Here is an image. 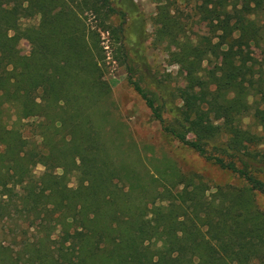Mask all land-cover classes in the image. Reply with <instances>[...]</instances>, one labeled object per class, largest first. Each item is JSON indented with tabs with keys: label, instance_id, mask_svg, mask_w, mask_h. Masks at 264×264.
I'll return each instance as SVG.
<instances>
[{
	"label": "trees",
	"instance_id": "trees-1",
	"mask_svg": "<svg viewBox=\"0 0 264 264\" xmlns=\"http://www.w3.org/2000/svg\"><path fill=\"white\" fill-rule=\"evenodd\" d=\"M155 2L153 45L184 86L155 79L157 102L129 82L165 133L246 184L211 186L172 165L162 182L114 114L103 33L131 70L126 44L147 37L135 0L0 1V264H264V54L258 65L242 46L264 52V0ZM182 3L199 23L212 17L213 34L192 35ZM135 61L146 65L141 53Z\"/></svg>",
	"mask_w": 264,
	"mask_h": 264
},
{
	"label": "rangeland",
	"instance_id": "rangeland-1",
	"mask_svg": "<svg viewBox=\"0 0 264 264\" xmlns=\"http://www.w3.org/2000/svg\"><path fill=\"white\" fill-rule=\"evenodd\" d=\"M4 6H13L20 3L21 0H0ZM139 10L145 17V32L146 39L141 46L136 43L126 44V49L130 58L132 59V69L129 70L127 66L123 65L120 58L115 60V56L119 57L118 45L110 42L107 34L103 33V45L107 54V61L109 65V73L106 78L109 80L113 89V99L116 102V109L114 114H120L122 118L129 124L130 130L135 141L138 143L142 150L143 159L145 160L147 167L150 171L157 175L162 182H168L171 180L168 174L166 178H163L161 172L169 171L168 166L181 170L183 173L195 172L201 174L211 186H224V185H237L243 186L246 181L238 174L233 173L228 169L221 168L219 165L207 160L201 156L195 150L180 143L169 134L162 130V127L158 120L153 117L151 108L146 103L145 99L135 90L134 86L129 82V76L134 80H137L154 98L157 102L161 101V91L155 84V79L163 84H170L174 89L177 86H184V81L179 74L180 67L173 63L167 51L162 47H156L153 45L154 38V26L152 24V18L157 13V4L155 0H135ZM182 10H184L183 17L188 21V25L194 32H200L201 34H213V18L205 22L199 23V16L197 11L191 6H187L185 3L179 4ZM21 22L26 25H33L39 22L37 15L30 18H23ZM119 22V19L116 20ZM134 19H128L126 27L131 33L132 39L135 40L133 33ZM139 46V48H138ZM243 49L247 56L257 61L256 64L262 63L263 49L258 48L252 44H243ZM19 48L22 54H29L32 50L29 40L24 38L20 41ZM143 54L146 59V65H141L137 60L139 54ZM219 59L213 58L211 69L218 63ZM207 63H205L206 65ZM180 101V98L177 100ZM166 117H169L170 113L166 111ZM9 117V118H8ZM5 122L12 124L16 120V117L10 118V114L4 115ZM39 118L33 117L25 120L29 124L36 122ZM251 118H246L245 123L250 124ZM17 124L20 126L26 136H32L35 138L32 125ZM193 138L192 135L188 136ZM44 170L43 166H38L35 171L40 174ZM71 185H75V179L71 180ZM179 190V189H177ZM256 200L259 207L264 210V193L256 191ZM2 221L0 220V239L2 238Z\"/></svg>",
	"mask_w": 264,
	"mask_h": 264
}]
</instances>
